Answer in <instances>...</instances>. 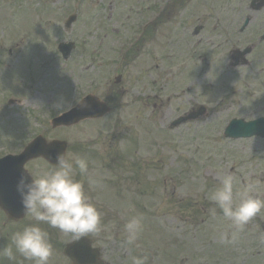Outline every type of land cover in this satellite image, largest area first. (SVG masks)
Returning <instances> with one entry per match:
<instances>
[{
	"label": "rangeland",
	"instance_id": "1",
	"mask_svg": "<svg viewBox=\"0 0 264 264\" xmlns=\"http://www.w3.org/2000/svg\"><path fill=\"white\" fill-rule=\"evenodd\" d=\"M2 1L6 0H0ZM35 1L41 3L39 8H44L46 21L49 18V10L52 8L57 10L59 18L52 13L51 19L57 20L58 25L61 20V30L58 26L52 25L53 31L58 38H61L60 41L75 40L80 48L66 61L61 59L58 52H51L48 47L44 48L41 56L34 57L40 67L35 71L40 72L41 76L39 78L34 76L30 87V98L23 105H13L4 109L5 111L20 120L28 115L35 122L36 117L31 115L32 110H42L47 116L48 111L56 109L58 103L66 108L67 103L70 104L80 95L96 93L103 100L110 102L114 99L128 107L120 109L114 118L106 115L100 119L102 122L97 134L92 132L95 126L93 122H84L79 123L77 127L65 129L60 133L61 137L67 134L70 141L80 139L91 144L96 135L116 137V133L123 135V132H127L128 135L130 130H140L133 122L136 118L142 121L155 120L159 129H168L165 130L167 132L163 134V138H158V146L152 145L155 151L146 155L147 150L143 149L142 161H135L141 169L148 168L144 173L142 184L134 187L144 192L146 200L144 196L139 197L132 193L135 199L143 198L147 202L148 224L142 219L143 231L131 246L126 245L124 241H112L110 234L119 239L125 237L124 232L117 229L114 233L111 228L103 229V235L108 236L103 251L106 252L109 264H131V259L125 262V258L129 251L132 257L135 246L153 254L152 264H264V233L259 227L264 221V208L233 239L229 227L231 221L224 218L209 199L212 189L219 185L221 178L232 175L235 190L254 185L257 191H254L253 195L264 200V138L223 137V130L231 118L252 120L264 115V99L261 93H254L256 88H259L258 83L264 87V80L256 81L258 70L227 68L226 72H223L220 67L207 68V62L195 59L194 66L190 65L187 70L145 69V79L140 82L137 80V74L141 70L138 63L128 66L106 65V61L111 57V54L107 53L110 45L105 41L98 44V37L102 38L103 35L100 34L102 29L97 23L100 22V16L107 13L106 11L98 13V8H104L108 0H96V2L95 0H62L60 7L45 4V0H33ZM145 1L151 4L157 3L156 0ZM6 3L2 2L0 7L13 8L12 4ZM118 7L121 5L116 8ZM138 11L144 15L146 6L141 5ZM71 13H76L79 19L72 28L64 30L62 24ZM194 13L200 14L202 10L197 8ZM260 13H264V10ZM28 14L31 18L34 15L27 7L16 11L12 9L11 13L0 11V44L10 33L14 36L9 39L8 45L23 43L22 57L18 56L22 58L20 66L29 61L26 52L28 48L34 47L32 33L37 30L32 26ZM38 33L40 34V29ZM41 34L46 36V31H42ZM47 34L50 35V32ZM44 38L41 39L42 44L46 42ZM97 47L99 50H94ZM202 48L207 50L205 39L199 45L191 44L190 50L197 52ZM51 49H56L55 42L51 43ZM4 56V53L0 52V63ZM89 59L100 63H88ZM263 62L259 60V63ZM254 64L258 65V62L255 61ZM114 67L126 73V80L123 83L131 85L130 91L123 94V97H119L115 92L116 85L112 80ZM2 71H5L4 67ZM165 71L173 73L174 79L171 81L169 78L167 81L164 74L163 80L157 81L159 74ZM225 73L241 82L227 79ZM20 74L19 71V77ZM5 76L0 75V87ZM185 80L188 84L179 86ZM208 85L222 88V92H217L216 96L208 99L204 94ZM250 85L253 90L249 99L237 96L241 89ZM12 86L9 82L2 87L6 93L1 94V98L5 96L6 101H9L26 97L23 88L14 91L15 87ZM65 88L67 101H61L59 98L62 99ZM216 88H213V92ZM228 89L230 93L227 92ZM225 95L235 97L229 101H222ZM250 97L253 100L257 98V101L253 103ZM135 98H142L144 103L141 105L135 103L133 101ZM30 102L31 105L28 106ZM199 105L206 107L207 112L204 115L169 127L170 122L182 110L192 106L196 108ZM137 108L140 112H137ZM216 108H221L222 111ZM144 112L146 116L142 115ZM159 124L163 126L160 127ZM142 127L141 125V129ZM145 145L144 143L143 146ZM86 195L90 197L92 203L95 202L94 197L97 194L91 193L89 188ZM214 210L215 214H213ZM118 217L123 222L121 216ZM225 234L227 238H224ZM112 251L116 255L115 263L112 262Z\"/></svg>",
	"mask_w": 264,
	"mask_h": 264
},
{
	"label": "flooded vegetation",
	"instance_id": "2",
	"mask_svg": "<svg viewBox=\"0 0 264 264\" xmlns=\"http://www.w3.org/2000/svg\"><path fill=\"white\" fill-rule=\"evenodd\" d=\"M129 3V0H117ZM158 13L147 14L148 23H145L142 31H134L132 34L131 15L128 13H116L109 15L112 28L110 29L109 53L111 54V65L123 64L128 66L138 63L141 67L137 74V80L142 82L145 79V69H172L186 68L193 63V60L207 61V68H228L244 69L251 68L262 72L264 70V6L259 11L251 9V5L262 3V0H222L218 4L217 12L210 0H156ZM255 2V3H254ZM201 9L202 13L196 14V9ZM197 29V30H196ZM207 41V50L202 48L199 51H191L193 46ZM128 41H133L131 49L124 48L121 54L118 53L119 47ZM250 49L245 55L241 53L244 49ZM94 50H99L95 48ZM257 61L258 65L254 64ZM123 80L126 73L118 71ZM165 72H161L157 81L163 80ZM167 75H173L168 73ZM258 79V78H257ZM264 80V77L261 78ZM169 80V79H167ZM17 83L14 91L23 88L26 97L14 99L12 106L23 105L29 98L28 85ZM153 85V84H152ZM123 95H120L122 97ZM207 97V95H205ZM135 103H144L142 98H135ZM112 110L110 114L119 113L123 107L120 101L111 100L108 102ZM31 105V102L28 106ZM155 106V104H153ZM194 106L188 107L180 112L179 115H186L194 110ZM180 108H178L179 110ZM140 112V109H136ZM207 112L205 108L203 115ZM142 115L146 116V112ZM51 116V114H50ZM264 116V115H261ZM47 119V118H46ZM40 127L32 122L30 116L24 119H16L5 110L0 111V149L4 144H12L13 154H18L23 148L24 143L36 136H41L45 140L52 139L51 127L46 125ZM49 122V121H48ZM133 122L140 128L127 132L116 133V137L99 136V140H107V146L97 149L95 152L96 160L101 161L100 170L107 171L110 175L109 186L112 190L121 189L127 180L137 181L141 178V167L138 163L127 161H142L141 150L144 139V131L147 128V121L139 118ZM49 125V124H48ZM141 125L143 126L141 129ZM96 133L98 128L96 127ZM70 153L71 148L67 149ZM56 164H51L41 157L31 158L25 161L22 168L26 171V177L51 170ZM76 179L83 183V175L76 170ZM79 176V178H78ZM19 180L16 181V185ZM84 185V184H83ZM1 189V188H0ZM3 215L5 220L2 219ZM31 215L11 220L5 216V211L0 208V249L12 243V235L17 231H22L26 225L36 224ZM41 228L49 233V240L53 244L54 253L64 256V246L73 238L65 236L58 229L51 228L47 224L41 223ZM9 231L3 235L1 229ZM5 242V245H4ZM3 243V246H2Z\"/></svg>",
	"mask_w": 264,
	"mask_h": 264
},
{
	"label": "clouds",
	"instance_id": "3",
	"mask_svg": "<svg viewBox=\"0 0 264 264\" xmlns=\"http://www.w3.org/2000/svg\"><path fill=\"white\" fill-rule=\"evenodd\" d=\"M63 107L60 103L56 105V109ZM55 159L57 163L51 170L30 176V180L21 175L16 191L26 213L38 223L26 225L22 231L15 232L12 243L0 249V256L13 260L19 254L32 264H50L54 247L49 240V233L39 226L41 223L75 240L98 235L103 230L102 214L86 195L83 183L75 178L77 169L81 175H88V160L65 153H57ZM96 183L95 179L89 177L90 185ZM254 191H257L254 185L235 190L234 177L225 175L209 195L223 217L231 221L229 227L233 239L264 208V200L253 195ZM123 230L124 243L134 245L143 231L142 217L131 216ZM224 238H227V234ZM146 259L133 256L131 264H145Z\"/></svg>",
	"mask_w": 264,
	"mask_h": 264
},
{
	"label": "water",
	"instance_id": "4",
	"mask_svg": "<svg viewBox=\"0 0 264 264\" xmlns=\"http://www.w3.org/2000/svg\"><path fill=\"white\" fill-rule=\"evenodd\" d=\"M87 115H94L92 112H87L84 108H76L71 113L63 115L61 118L57 120V124H70L73 122L78 121L80 118H83ZM253 134H260L264 136V119H259L256 121H250V122H244L243 120H233L229 124V126L226 129L225 135L231 136V137H239V136H250ZM39 147L38 148H43ZM56 144H52L51 148H55ZM50 148V147H45ZM12 157L4 158L0 161H5V165H12V163L9 162ZM5 174H10V171H6Z\"/></svg>",
	"mask_w": 264,
	"mask_h": 264
}]
</instances>
